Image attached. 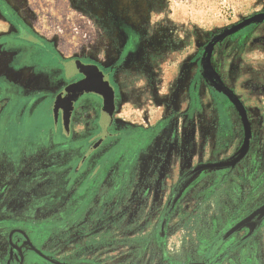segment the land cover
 Returning a JSON list of instances; mask_svg holds the SVG:
<instances>
[{"label": "rangeland", "instance_id": "374dc122", "mask_svg": "<svg viewBox=\"0 0 264 264\" xmlns=\"http://www.w3.org/2000/svg\"><path fill=\"white\" fill-rule=\"evenodd\" d=\"M259 12L264 0H0V264L20 254L51 264L28 244L63 264H234L242 251L264 264V226L238 230L231 242L249 239L243 250L222 238L235 221V197L222 204L227 169L184 180L242 148L236 107L200 65L212 37ZM19 28L28 56L4 53ZM210 61L248 106L264 159V20L217 44ZM95 66L119 93L105 141L91 102L54 116V97Z\"/></svg>", "mask_w": 264, "mask_h": 264}, {"label": "flooded vegetation", "instance_id": "af4514ba", "mask_svg": "<svg viewBox=\"0 0 264 264\" xmlns=\"http://www.w3.org/2000/svg\"><path fill=\"white\" fill-rule=\"evenodd\" d=\"M260 13V12H259ZM257 14V13H256ZM248 18V17H247ZM246 19V18H245ZM244 20V19H243ZM242 21V20H241ZM240 21V22H241ZM239 23V22H238ZM237 24V23H236ZM235 25V24H234ZM254 24H251L241 30H238L237 32L243 31L246 28H249L251 26H253ZM233 26V25H232ZM230 26V27H232ZM229 27V28H230ZM227 28V29H229ZM224 29L222 31H220L217 35H215L214 37L211 38V40L209 41L203 56L201 58V65H200V72L201 75L203 76L202 73V60L204 57L205 52L207 51L210 43L212 42V40L217 37L219 34H221L223 31L227 30ZM19 36H12L11 38H9L6 41V45H9V47H4L5 52L7 53V51L9 52L10 50H8V48H15L18 49L20 51H24L23 48H27L28 50L32 49V45H30L29 41H26L25 38L28 37L27 33L23 31V29L19 28ZM234 32L230 35H227L217 41H215L210 49L209 52V67L211 69V71L215 74V76L218 78V80L221 82V84L233 95V97L237 100V102L240 104V106L243 108L244 110V116L241 115V113L239 112L238 108L236 107V105L232 102V100L227 96L224 95L233 103V105L236 107L237 111H238V115L240 116L241 122H242V127H243V134H244V125L247 126L249 133H250V138H249V144H248V149L246 151V153L244 154L243 158H241V160L239 162H237L235 164V166L233 168H219V169H227L225 176L226 179L224 177V179L226 180L224 183V185L222 186V188H225V193L227 194V197L223 198V203L222 204H226V202L228 203V198L232 197L235 199H233V201L235 202V210L234 211V217L232 219H235V221L233 222L234 225H236L237 223H239L240 221H242L243 219L247 218L249 215H251L254 211H256L258 208H260L261 206L264 205V199H260L261 193H260V189H262V185L264 186V159L263 157L260 155L259 151H258V146L260 145L259 141L257 140V136L254 134V128H253V116L251 117L250 114V110L248 108L247 105H245L243 103L242 100H240V98H238L233 91L227 87L224 82L219 78V76L216 74V72L213 70L212 66H211V61H210V56L212 54V52L214 51L215 47L217 46V44H219L220 42H222L223 40H225L227 37L237 33ZM18 39L22 40L19 41ZM12 52V51H11ZM25 52V55L28 56ZM10 53V52H9ZM14 53V52H13ZM24 55V56H25ZM17 58L18 62L20 63L21 67L25 65H31L29 68H31L34 64L30 62H24L23 63V57L20 55H15V59ZM28 58V57H26ZM40 65H41V69H45V66H49L52 65L54 66L53 62L48 61L49 63H45L43 60H40ZM8 63H9V58L8 56H4L1 59V64L3 66L8 67ZM29 63V64H28ZM38 65V67L40 66ZM87 75L83 78L81 75H76L75 79H74V83L77 82H82V81H87V82H97L98 80H101L103 82H105L111 89L112 93H113V110L110 116H108L104 110V97L102 94H98V93H94V92H86L83 94H80L69 106L68 108L64 107V104H62V100L66 97L68 91H66L64 94L58 95L56 97H54L53 102H54V116L57 117L59 115L60 110L62 111H68L71 106H73L74 104L76 105L77 103L83 101V102H91L92 104H94L96 106V111L98 113V123L101 127V140L105 141L107 135L109 134V130L111 128H113V124H114V113L117 110V101H118V97H119V93H118V89L117 87L111 83L109 80L106 79V73L103 69H101L100 67H87L85 68ZM203 78L205 79V77L203 76ZM206 80V79H205ZM216 90H218L214 85H212ZM219 92H221L220 90H218ZM222 93V92H221ZM97 120V119H96ZM244 137V135H243ZM244 143V141H243ZM243 147V145H242ZM242 150V148L240 149V151ZM239 151V152H240ZM238 152V153H239ZM237 153V154H238ZM236 154V155H237ZM234 155V157L236 156ZM234 157H232L231 159H233ZM231 159L227 160V161H223V162H228ZM221 163V162H220ZM209 165V164H206ZM212 165V164H210ZM203 165L197 166L196 168H194L192 171H190L189 173H187L184 177V180L189 179L190 177H193L195 174H197L198 172L192 173L195 169L201 167ZM262 168V169H261ZM206 169H212V168H206ZM259 169V171H261V173L257 172V170ZM204 170V169H200ZM234 171L239 172V177L235 178L234 177ZM228 175V176H227ZM258 178H261V183L259 181L258 185H254L255 181H258ZM235 182H234V180ZM217 189L214 190L212 192L211 197L217 198ZM219 194V193H218ZM263 200V202H261ZM231 202V201H230ZM190 215H188V220H193L195 221V225L196 223L199 222V220H201V212L198 211V208L195 207L193 209V211L191 213H189ZM232 225V227L234 226ZM264 226V217L261 219L257 220V217H254L252 219V221H250L249 223L245 224L242 228H240L241 230L239 232H245L244 236L247 234V232H254V236L259 234L260 232H263V227ZM232 227H230L229 229H231ZM228 229V230H229ZM227 230V231H228ZM226 231V232H227ZM238 231L234 232L233 234H231L228 239L230 240L229 242L233 241L234 238H236L237 234H240ZM262 235V234H260ZM224 239V236L222 237ZM257 238H259V236H257ZM257 240V239H254ZM234 242V241H233ZM240 243H232V247L230 249L234 250L235 247L241 248V250H243V246H245L244 244L249 242V239L246 240L244 243L241 242V240L239 241ZM259 242V240L257 241ZM29 245V244H28ZM239 245V246H237ZM258 243H251L249 246H253L257 247ZM29 247L37 254L39 255L42 259H44L45 261H47L48 263L51 264H63V263H58L56 261H54L53 259H51L50 257L46 256L42 251L35 249L32 245H29ZM254 250V249H253ZM235 251V250H234ZM40 254H39V253ZM243 252V251H242ZM242 252H240V258L237 257H232L235 260L230 261V263H234V264H247V259H245V261L241 260L243 255ZM231 254V253H230ZM24 254H20V264H23V260H24ZM21 259H22V263H21ZM244 259V257H243ZM232 260V259H231ZM189 262H183L182 264H187ZM189 264H208L205 261H201V262H195L193 261L192 263Z\"/></svg>", "mask_w": 264, "mask_h": 264}, {"label": "water", "instance_id": "95a60500", "mask_svg": "<svg viewBox=\"0 0 264 264\" xmlns=\"http://www.w3.org/2000/svg\"><path fill=\"white\" fill-rule=\"evenodd\" d=\"M264 20V12H260L257 14H254L241 22L233 25L229 29L223 31L221 34H219L217 37H215L212 42L210 43L207 51L204 54L203 60H202V73L203 76L205 77L206 81L214 85L218 90H220L222 93L227 95L232 102L236 105L238 108L239 112L241 113L242 116H244V110L240 106V104L237 102V100L233 97V95L221 84V82L218 80V78L215 76V74L211 71L209 67V52L210 49L213 45V43L227 35H230L234 32H237L238 30H241L251 24H255L258 22H261ZM86 92H94L98 94H102L104 97V110L108 116L111 115L112 110H113V93L110 89V87L103 81L98 80L97 82L91 83L87 81H82L78 82L70 87L68 90V93L66 97L62 100V104H64L65 108H68V106L80 95ZM249 138H250V133L246 125H244V143L242 150L230 161L228 162H221V163H216L212 165H203L197 169H195L192 173L200 171V169H206V168H212V169H219V168H233L237 162L243 158L244 154L246 153L248 149V144H249ZM254 217H257L258 219H261L264 217V205L258 208L256 211H254L251 215H249L247 218L243 219L236 225H234L231 229H229L225 235L224 238L230 236L234 232L238 231L240 228H242L245 224L249 223L252 221ZM31 245V244H29ZM39 253V252H38ZM40 254V253H39ZM22 263V259H21Z\"/></svg>", "mask_w": 264, "mask_h": 264}]
</instances>
